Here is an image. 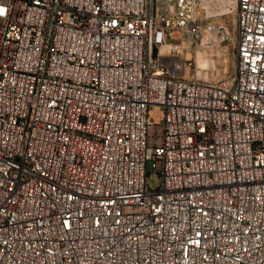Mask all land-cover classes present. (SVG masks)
Instances as JSON below:
<instances>
[{
  "label": "built area",
  "instance_id": "1",
  "mask_svg": "<svg viewBox=\"0 0 264 264\" xmlns=\"http://www.w3.org/2000/svg\"><path fill=\"white\" fill-rule=\"evenodd\" d=\"M0 264H264V0H0Z\"/></svg>",
  "mask_w": 264,
  "mask_h": 264
},
{
  "label": "rangeland",
  "instance_id": "2",
  "mask_svg": "<svg viewBox=\"0 0 264 264\" xmlns=\"http://www.w3.org/2000/svg\"><path fill=\"white\" fill-rule=\"evenodd\" d=\"M224 21L230 30L231 36H233L235 29L234 16L225 17ZM188 52L187 54L192 60V65L185 71V76L187 77L195 76L199 80L217 81L223 77L232 76L235 72L236 47L232 37L225 43L213 48L191 45ZM187 54L184 52L182 56L186 57ZM200 61H204L202 63L205 65H200ZM150 115L159 123L163 119V110L161 107L155 106L150 110ZM157 181V174L151 173L152 186H156Z\"/></svg>",
  "mask_w": 264,
  "mask_h": 264
},
{
  "label": "bare ground",
  "instance_id": "3",
  "mask_svg": "<svg viewBox=\"0 0 264 264\" xmlns=\"http://www.w3.org/2000/svg\"><path fill=\"white\" fill-rule=\"evenodd\" d=\"M202 62H204V61H200V65H202L203 64V66L205 65L204 63H202Z\"/></svg>",
  "mask_w": 264,
  "mask_h": 264
}]
</instances>
